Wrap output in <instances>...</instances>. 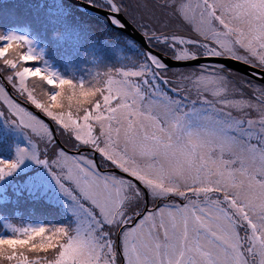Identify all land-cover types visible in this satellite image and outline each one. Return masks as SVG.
I'll use <instances>...</instances> for the list:
<instances>
[{
  "label": "snow or ice",
  "instance_id": "snow-or-ice-1",
  "mask_svg": "<svg viewBox=\"0 0 264 264\" xmlns=\"http://www.w3.org/2000/svg\"><path fill=\"white\" fill-rule=\"evenodd\" d=\"M103 7L143 47L88 84L0 35V120L26 140L0 180L39 165L73 221L10 226L0 264H264V82L222 63L264 74V0Z\"/></svg>",
  "mask_w": 264,
  "mask_h": 264
},
{
  "label": "rangeland",
  "instance_id": "rangeland-1",
  "mask_svg": "<svg viewBox=\"0 0 264 264\" xmlns=\"http://www.w3.org/2000/svg\"><path fill=\"white\" fill-rule=\"evenodd\" d=\"M32 1H36V0H32ZM44 1L42 2L44 3ZM88 1L92 5L104 8L103 0H88ZM63 5L65 6V3ZM77 9L79 11L81 10L79 8ZM82 11L83 10H81V12ZM54 12H56L57 14L59 13L58 11H54ZM66 12L65 14H59V15L62 16L66 15L67 17H74V18L77 17L80 20L82 19L81 16L70 15L68 10H66ZM83 12L89 15H93L85 11ZM53 16L54 14L51 16L52 19H50L52 22L49 21L52 24L49 27L48 32L52 31L51 38L54 41L56 38L59 41H65L67 43L77 44L78 42H80V45H82L83 42H85L86 44L82 47V49L86 50L87 52L90 51V53H92L95 56V58L92 57L90 58L91 62L90 64H88L89 68L92 69L91 77H94L97 73H101L102 71L100 69L106 71L105 70L106 68H114L116 64L112 60L117 61L119 65L122 66L128 63L130 60H138L140 58L141 48L139 45L135 46V44L129 43V47L131 48L132 51L123 48L121 42L120 41L118 42V40L116 39V32L114 33L112 32V30L110 31L108 28H105L103 32L104 28L102 27L101 24L98 25L97 23H95L97 32L95 31L92 32V30L90 28H86V26H83V28L69 27V25L66 24L65 21L63 20V17H59L60 18L59 19L56 16L54 17ZM34 19L36 20L35 23H38L41 28H47L46 27L47 18L45 16H42L41 18L39 15L38 16L35 15ZM103 22L107 24L104 18H103ZM56 29L58 31L60 30L62 31L58 34L55 33V36H53ZM110 29H114V28L110 27ZM94 34H96V36H94ZM1 35L2 36L15 35V36H21L27 38V40L30 42V47L34 50L35 54H37L40 57V60L37 63L28 66L47 68L48 70L56 73L61 78L69 79L72 80L74 83H76V81L73 78L64 77V74H62V70L59 69L55 63L51 62V54H53L54 52L50 50L49 51L50 53H48V49L45 47V45H41L38 41H36V39L33 36H31L28 30H26L25 28H21V30H19L13 27L9 30H6V32L4 31ZM107 41H108V45H107ZM2 43L3 42H0V46H2ZM136 50L139 52L136 53L137 52ZM64 64L67 66V68H72L71 66L74 65V63L72 62H71L72 64L71 66L68 62ZM175 69L182 70L181 67ZM82 81L83 80H79L77 83H81ZM25 146H26V140L24 133L15 129L11 125L6 126L4 121L0 120V159H6V160L13 159L15 156L16 149ZM17 200H27V201L32 200L35 202V204L45 205L48 209H53L57 215L63 214L62 218H66L65 219L66 221H62L58 225L55 224L56 221L53 220L51 216V219L45 222L46 227L48 228L60 227V226L69 227L73 223L72 217L67 211L65 200L63 196H61L60 193L58 192L54 182L48 176L47 171L42 167H40L39 165L33 164L31 161H25L23 164L19 166V168L11 176L5 177L3 180H0V208L2 204L6 201H11L10 205H15ZM6 213L0 211V224H1L0 226L7 233L6 235V233L3 234L0 232V238H7L13 235V233L9 230V227L14 225L13 223L10 224V222L7 220L6 218L7 216H5ZM21 215L23 214H18L17 218L21 217ZM23 225L25 226L23 227L18 226L17 228L41 227V221H38L36 217L34 218L31 217L29 223L28 222L24 223L23 221Z\"/></svg>",
  "mask_w": 264,
  "mask_h": 264
},
{
  "label": "trees",
  "instance_id": "trees-1",
  "mask_svg": "<svg viewBox=\"0 0 264 264\" xmlns=\"http://www.w3.org/2000/svg\"><path fill=\"white\" fill-rule=\"evenodd\" d=\"M42 1L44 0H36V1L0 0V35L4 31L6 32V30H9L13 27L19 30H21V28H25L26 30H28L29 34L36 39V41H38L41 45H45V47L48 49V53H50L49 52L50 50L54 52L53 54H51V62L55 63L57 67L62 70V74H64V77L73 78L76 81V83L79 80H83L81 83L88 84L92 80L93 78L91 77L92 69L89 68L88 64H90L91 62L90 58L91 57L95 58V56L92 53H90V51L87 52L86 50L82 49V47L86 44L85 42H83V44L80 45V42H78L77 44L67 43L65 41H59L56 38L54 41L51 38L52 31L48 32V29L52 24L51 23L52 21L50 19H52L51 16L53 14L57 18L63 17V20L65 21L66 24L69 25V27L83 28V26H86V28H90L92 32L94 31L97 32L95 23H97L98 25L101 24L102 27L104 28L103 32L105 28H108L110 31L112 30V32L114 33L116 32V39L118 40V42L120 41L122 47L130 51L132 50L129 47V43L135 44V46L138 45L135 41L131 40L129 37H126L123 33L121 34L115 29H110V27H108L107 24L103 22V18L100 16L97 17L86 14L83 11L81 12V10L79 11L77 8L70 6L65 0H46L44 1V3ZM83 1L87 2L88 0H83ZM64 3L65 6L63 5ZM66 10L69 11L70 15L81 16L82 19L80 20L77 17L74 18V17H67L66 15L65 16L59 15V14H65ZM54 11H58L59 13L57 14ZM35 15L37 16L39 15L41 18L42 16H45L47 18L46 19L47 28H41L38 23H35L36 21L34 19ZM61 31L62 30L58 31L56 29L53 36H55V33L58 34ZM94 36H96V34H94ZM107 45H108V41H107ZM138 52L139 51H137L136 53ZM112 61L116 64L115 67L106 68L105 69L106 71L114 70L116 68L121 67L117 61L115 60ZM66 62H68L70 66L72 65L71 62L74 63V65L71 66L72 68H67V66L64 64ZM100 70L102 72H106L103 71L102 69ZM246 79L252 80L250 78H246ZM10 204L11 201L4 202L0 208V211H2L3 213L7 212L5 215L7 216L6 217L7 220L10 222V224L13 223L15 227L25 226L23 225V221L24 223L27 222L29 223L31 217L32 218L36 217L38 221H41V226H43L44 224L43 227H46L45 222H47V220H50L51 216L53 220L56 221L55 224L59 225L60 222L66 221L65 220L66 218H62L63 214L57 215L53 209H48L45 205H41V204L37 205L32 200H28V201L17 200L15 205H10ZM18 214H23V215L17 218ZM0 232L3 234L6 233V231L3 228H1V226H0Z\"/></svg>",
  "mask_w": 264,
  "mask_h": 264
},
{
  "label": "water",
  "instance_id": "water-1",
  "mask_svg": "<svg viewBox=\"0 0 264 264\" xmlns=\"http://www.w3.org/2000/svg\"><path fill=\"white\" fill-rule=\"evenodd\" d=\"M71 6H74L75 8H79L85 12L91 13L96 16H101L104 18L108 24L109 27H112L116 30H118L120 33H123L133 41L137 42L140 46V48L143 47L142 45V38L140 37L139 33H137L130 25H125L123 29H117L109 20V13L107 12V9H104L102 7H97L95 5H92L90 2H84L82 0H66ZM91 5V6H90ZM205 66H216L214 61H205L203 62ZM224 67L230 69L233 72H237L241 74L244 77H249L253 79L256 82H264V74H260L254 69L249 68L246 65L236 64L231 61H223L222 62ZM174 68H180L181 66H173Z\"/></svg>",
  "mask_w": 264,
  "mask_h": 264
}]
</instances>
